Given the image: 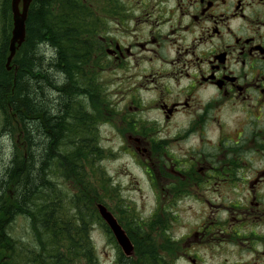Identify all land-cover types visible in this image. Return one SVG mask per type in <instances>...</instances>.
Listing matches in <instances>:
<instances>
[{
    "label": "flooded vegetation",
    "instance_id": "1",
    "mask_svg": "<svg viewBox=\"0 0 264 264\" xmlns=\"http://www.w3.org/2000/svg\"><path fill=\"white\" fill-rule=\"evenodd\" d=\"M110 13L104 48L114 79L127 70L129 110L135 104L138 115L146 109L180 122L179 139L195 155L168 165L159 139H150L160 131L157 117H127L129 139L146 144L137 149L159 164L163 178L190 185L178 195L245 199L225 205L224 219L204 227L210 238L241 222L264 226V0H111ZM137 87L148 100L138 101ZM253 238L262 244L260 264L264 233L253 231Z\"/></svg>",
    "mask_w": 264,
    "mask_h": 264
},
{
    "label": "rangeland",
    "instance_id": "2",
    "mask_svg": "<svg viewBox=\"0 0 264 264\" xmlns=\"http://www.w3.org/2000/svg\"><path fill=\"white\" fill-rule=\"evenodd\" d=\"M83 1L88 6L86 11H91L96 20L94 25L97 23L96 27L100 35L93 37L96 43L93 58L88 63L79 65V75L91 76L95 87L100 92L92 104H90L91 101L89 102V105L98 115L94 132L104 156L92 161L93 173L91 169H87V172L90 171L89 175L83 174V177L79 178L71 175L67 178L63 174H50L52 187L59 192L62 202H70L73 199V202H79L83 206V200L77 196L82 197L81 195L85 192L96 194L89 185L98 189L99 177L94 175L98 169H103L112 184L108 187L110 196L103 194L100 190L97 191L104 198L103 202L117 213L127 228L128 226L142 227L140 230L130 231L135 244V254L132 257L134 260L138 255L136 251L141 252L146 249V235L153 236L157 242L150 243L149 246L158 244L161 247L159 243H162L164 248L169 245L161 236L163 233L164 236L172 239L168 249L164 248L162 251L170 264H259L256 250H262V244L253 243V231L264 233L263 225L241 222L223 236L220 232L214 231L212 238L209 237V233L203 231L210 221L224 219L227 211L225 205L235 203L241 206L245 201L244 198H237L234 194L231 199H224L223 196L215 193H208L205 197L199 196L198 192L193 195L190 192L186 195H178L179 186L183 187L185 184L189 187L190 185L187 182L175 185L173 181L163 178L159 164L150 161L148 155H143L141 149L138 151L137 146L145 147L146 144L137 145L129 139L132 134L129 121L123 123L127 117L153 119L158 118V113L144 109L138 115L135 113V104L132 110H129L130 102L127 101L126 93L130 81L128 82L126 78L127 70L118 69L117 79H114L104 48L103 37L108 38L110 30V2L109 0ZM5 3L6 0H0V51L11 34L12 23L11 18L8 19L5 14ZM52 51L53 49H50L51 54ZM114 81L118 82L114 83ZM137 90H139L138 87ZM139 93L138 101L148 100L146 91L139 90ZM157 122L159 124L157 123L156 127L157 129L160 127V131L151 135L150 139H159L160 154L166 160L168 159V165L177 158L187 163L195 153L188 142L179 139L180 122H166L162 119ZM143 125L148 127L146 122ZM66 137L64 136L62 142H69ZM24 140L27 141L25 130L20 129L13 121L11 125L6 124L5 115L0 112V194L3 193L1 189L3 176L12 164L17 147L21 151L24 150L22 148ZM65 146L57 144L56 149L64 154ZM71 150L73 149L70 147L68 152L70 153ZM156 153L157 151L154 156ZM91 175L93 178H90ZM88 179L89 183H87ZM221 191L225 192L226 189L222 187ZM6 193L13 197L9 190ZM95 200L93 197H88V206L94 208ZM159 215L162 216L163 223L152 225L151 222ZM43 229L28 215H16L9 222L7 233L15 240L18 248L14 254H11L8 264H34L33 262H36L37 258L40 260L41 256L55 264L57 260L63 259L66 249L76 248L78 245L56 244L43 232L46 231ZM89 237L95 264H121L122 252L107 228L102 225V221L96 219L91 223ZM58 252H63V255L55 259ZM75 254L77 256L78 253ZM80 262H83V259H80ZM260 264H264V260H261Z\"/></svg>",
    "mask_w": 264,
    "mask_h": 264
},
{
    "label": "trees",
    "instance_id": "3",
    "mask_svg": "<svg viewBox=\"0 0 264 264\" xmlns=\"http://www.w3.org/2000/svg\"><path fill=\"white\" fill-rule=\"evenodd\" d=\"M10 2L6 0L5 3L8 19L11 16ZM86 4L83 0H33L26 39L15 59L19 65L17 73L13 69L8 71L2 61L8 51L9 38L0 52V112L5 115L6 124L11 125L13 121L23 128L27 139L23 151L16 146L12 164L1 183L0 263L12 257L18 248L7 233L9 222L18 214H26L46 230L43 232L54 243L78 244L76 248L66 249L63 259L55 264H95L89 233L91 223L102 219L95 206L91 208L87 202L88 197L104 198L98 194V189L89 185L96 194L85 192L82 197L77 196L83 200V206L73 199L62 202L50 180V174H63L67 178L89 175L87 169L93 173L92 161L104 156L94 132L98 115L89 105L100 92L91 76L79 75V65L93 58L96 48L93 37L100 35L91 11H86ZM64 136L68 143L62 142ZM57 144L66 145L64 154L56 149ZM70 147L73 150L69 153ZM94 176L99 177V188L107 193L112 184L104 170L98 169ZM7 190L13 197L7 195ZM162 223L161 215L151 222L152 225ZM102 225L108 229L103 221ZM141 228L128 226L127 230L131 236L132 229ZM161 234L170 245L172 240ZM145 243V251H136L137 259L122 255L121 264H170L162 254L169 245L164 248L162 243H159L161 247L158 244L149 246L157 243L151 235L145 236ZM62 255L63 252H58L55 259ZM33 263L53 264L44 258Z\"/></svg>",
    "mask_w": 264,
    "mask_h": 264
},
{
    "label": "water",
    "instance_id": "4",
    "mask_svg": "<svg viewBox=\"0 0 264 264\" xmlns=\"http://www.w3.org/2000/svg\"><path fill=\"white\" fill-rule=\"evenodd\" d=\"M32 1L33 0H11L13 29L9 45L10 53L7 59L8 66L15 56L17 48H19L25 41L26 23ZM97 208L102 218L114 233L115 238L123 249L125 255L128 257L132 256L134 254V244L125 229L118 222V219L104 204L99 203Z\"/></svg>",
    "mask_w": 264,
    "mask_h": 264
}]
</instances>
